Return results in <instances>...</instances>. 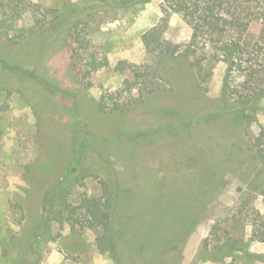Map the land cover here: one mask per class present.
Returning a JSON list of instances; mask_svg holds the SVG:
<instances>
[{"label":"rangeland","instance_id":"1","mask_svg":"<svg viewBox=\"0 0 264 264\" xmlns=\"http://www.w3.org/2000/svg\"><path fill=\"white\" fill-rule=\"evenodd\" d=\"M87 1L0 0V264H264V96L236 101L264 87V0H215L249 27L195 40L163 0ZM108 195L117 260L76 208Z\"/></svg>","mask_w":264,"mask_h":264},{"label":"trees","instance_id":"2","mask_svg":"<svg viewBox=\"0 0 264 264\" xmlns=\"http://www.w3.org/2000/svg\"><path fill=\"white\" fill-rule=\"evenodd\" d=\"M151 0H88L86 7L88 9H95L97 6H117L119 8H130L135 6L144 5ZM168 3L172 9L184 13L185 17L190 18L193 25V39H197L199 36L208 35L212 30L220 31L225 33L226 31L238 30L241 33H245L249 27V22L244 20V17L240 12H232L229 8H226L225 4L217 2L215 0H163ZM185 4H188L186 6ZM209 4V5H208ZM233 7V6H228ZM231 15L230 17H228ZM2 22V21H1ZM4 22V21H3ZM1 24V23H0ZM3 23L1 26H4ZM156 27V26H155ZM154 30L149 31L144 35V39L153 33ZM243 34L240 40H243ZM159 40V37L157 38ZM161 45V44H160ZM234 49V47H233ZM233 49H229L230 54ZM232 50V51H231ZM162 53H174L173 51L166 49ZM251 77H254V73L251 72ZM261 80H255L253 85L249 87L250 93L239 96L236 101L241 105H249L254 101H257L262 96H264V87L260 85ZM228 81H226L224 86V93L227 92ZM264 137V128L261 129L258 137L255 140V144L259 145ZM77 209H82L85 211L87 220L91 225L102 224L107 227V235L101 237V244L105 245V249H109L115 260L118 258L117 246L118 240L122 237L125 228L129 225L131 217H125L124 215L115 216L116 201L111 195H108L105 199L102 197H85ZM150 230V229H149ZM153 231H146L144 237L140 240L141 245L139 249L141 250L144 246L155 247L156 251L160 255H164L167 251L165 246L168 243H172L176 237L173 235L171 239L168 238L167 232L162 227H154ZM155 230V231H154ZM150 232V233H149ZM151 239V240H149ZM236 241L227 243L225 247L229 250H235L237 248ZM238 242V241H237ZM239 243V242H238ZM222 249V247H220ZM232 252V251H231ZM118 264H121L118 262Z\"/></svg>","mask_w":264,"mask_h":264}]
</instances>
